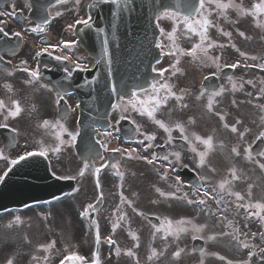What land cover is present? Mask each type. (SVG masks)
<instances>
[{"label":"flooded vegetation","instance_id":"flooded-vegetation-1","mask_svg":"<svg viewBox=\"0 0 264 264\" xmlns=\"http://www.w3.org/2000/svg\"><path fill=\"white\" fill-rule=\"evenodd\" d=\"M219 2L238 5L244 12L241 13L235 7L221 10L215 2L208 3V0H205L204 7L196 15V21L203 18L211 21L212 26L208 28L207 36L208 41L216 46L208 48L207 56L212 59L205 58L204 54L199 51L197 52L199 58L187 54L182 55L177 49L186 53V50L200 43L199 36L193 33L195 43L182 45L179 48L176 44L173 46L172 41L168 39V30L172 33L175 29V37L179 32H188L185 20L181 18V25L169 26L167 15H161L160 43L165 54H162L159 70L161 72L167 69V71L160 76L159 82L155 85L160 87V98L167 94L161 87L162 85H168L173 93L184 97L178 103L175 97L169 96L166 103L162 104L155 113L156 120L173 129L171 131L172 142L168 143L169 134L147 115L142 116L135 113L133 103L130 101L136 102V107H139L138 101L141 100H137V95L119 104L120 106L125 104L123 106L125 111L132 108L134 115L132 118L135 121L142 119L145 126L144 136L141 137L137 130L135 132L139 141L144 140L142 146L147 147L149 143L145 140L146 135L156 137L151 142L152 147H147V153L151 157L152 153H156V148L160 147L159 167L152 171L154 176L160 177V192L166 194L175 192L179 185L174 183V178L179 176L183 187L177 195L182 197L185 192H188L190 199L194 201L204 199L206 203L197 207L195 204H187L183 199L161 195L159 203L152 201L112 202L109 201L112 198L111 195L104 190L110 182L113 183L109 175L111 171L104 170L99 181L98 194V197L102 195L103 199L98 211L99 218L95 219L99 234V241L95 247L97 255L102 253L107 258L113 256L114 250L123 254L132 251L134 255L127 257L126 260L136 262V259H139L144 264H229V262L231 264H244V262L264 264V251H261L264 248V235H262L264 234V221L260 219L264 216V211H259L254 207L248 209H237L236 207L237 204L255 205L259 203L264 205V169L259 166L264 163V156L260 155L264 152V139H259L261 133H264V106L261 102L264 95L261 93V89H264L262 74L264 69L260 67L264 65V14H248L254 9H247V0H219ZM8 5L15 10L13 12L15 15L17 12L20 13L18 16L21 19L23 18L21 11L24 16L27 14V10L22 8L24 5L21 0H9ZM60 7L62 6H57L52 10L51 21L47 25L40 26L43 31L34 30L37 26L24 27L33 29L35 34L43 40L39 42L43 45L34 46L24 41L12 55L8 54L11 52L9 47L0 46V61L5 62V67L0 66V101L8 92L12 95L11 110H14V103H18L22 109L18 117L8 122L1 120L0 124L9 126L10 123L15 126L17 123L21 129H25L20 132V138L27 142L26 146L30 140L28 132L30 128L39 131L62 132L63 139H67L68 133L74 134L76 130V96L53 89L43 76L48 74L51 80L59 78L64 81L65 85L66 79L76 73L87 71L93 64L79 47L70 45L65 48L63 46L64 43L69 42L66 25L70 19L68 16L70 12L66 9L58 10ZM2 13L4 14L3 11ZM0 24V29H3L0 32L1 36L11 39L16 35L17 31L14 30L12 24H7L1 19ZM250 26L253 27L250 30L258 34L257 42H247L251 40L247 35V27ZM194 27L197 25L195 24ZM241 32L244 33L243 36L240 35ZM224 33L231 35L227 36ZM46 36L51 38V41L45 38ZM221 44L225 47L220 48ZM204 46L207 47V41ZM46 47L49 49L48 53L42 56L37 55V53H42ZM170 52L175 54H167ZM241 53L244 55L242 56ZM56 56H68L69 60H56ZM216 57H219L222 70L218 71L212 63ZM202 60L205 61L202 63ZM231 64H238V67L235 69L225 67ZM78 65L86 70H80ZM30 71H38L40 78L38 80L32 78L29 75ZM228 76L232 77L231 81L228 80ZM205 77H209L207 80L212 82L210 90L205 87ZM234 84L236 85L235 90L233 89ZM240 85L243 87L241 88ZM221 88L224 91L219 96L211 97L212 93L220 91ZM202 91L203 95H201ZM144 93L146 95L149 92L147 90L138 94ZM147 98L148 96L143 97V101ZM210 98L213 100L212 111L208 110ZM180 104H187V108H181ZM59 107L65 108L66 112L62 110L59 113ZM221 116L224 117L223 120L220 119ZM237 120L241 123L236 124ZM178 123L183 125L185 135L189 137L191 143L181 138L179 130L175 128ZM225 124L228 125L227 128ZM232 126L237 127V133L231 132ZM241 133L243 139L240 138ZM195 136L203 139L212 137L213 140V151L206 156L205 165L202 168H196L199 162L197 153L205 149L194 139ZM99 140L104 144L109 138L101 136ZM193 147L196 149L195 152L191 150ZM233 148L240 152V156L232 152ZM245 149H251L252 158L250 160L245 158ZM177 152L180 156L179 161L174 155H170ZM0 155L3 159H0L1 170L7 161L8 153L2 148ZM165 155L169 156L168 160L162 159ZM47 156L52 169L57 166L55 162L60 163V159L50 155L48 151ZM233 168L236 169L239 179L232 180L231 170ZM116 172L119 173L121 170ZM165 174L169 179H162ZM196 179L202 183V188L199 194L192 195L196 191L195 186L192 185ZM223 181H231L226 187L234 193H239L244 200L237 201L235 196H229L224 192L221 193L224 199L218 205L216 203V200L220 198L217 195L220 191L218 185ZM203 191H208L210 195L203 196ZM137 214L140 217H136ZM149 216L155 217V221L149 220ZM181 220L191 221L202 230L198 233L193 232L191 225H185L188 231L180 232L178 238L163 230L157 231V229H163L167 221H172L175 227ZM229 223L231 227L228 226ZM236 229L238 233L235 232ZM133 235L138 237V240H134ZM165 236L167 239H164ZM194 236L197 238L193 239ZM213 236L215 239H210ZM109 238L114 241L111 248H108ZM136 242H139L138 247ZM194 242L202 243L200 251H195ZM243 243H247L249 247H243ZM139 248L144 250V254L136 255V250ZM178 251L180 255L177 257L175 253ZM82 252L86 257L90 254V250L83 249Z\"/></svg>","mask_w":264,"mask_h":264},{"label":"rangeland","instance_id":"rangeland-1","mask_svg":"<svg viewBox=\"0 0 264 264\" xmlns=\"http://www.w3.org/2000/svg\"><path fill=\"white\" fill-rule=\"evenodd\" d=\"M82 0H74L71 4V9H76L79 12L80 2ZM85 0H83L84 2ZM248 6L247 9H254V5L261 3L258 0H247ZM69 4V5H70ZM68 5V6H69ZM68 6L60 7L58 10L68 9ZM9 8V7H7ZM75 12V11H73ZM71 13L72 17L70 20L75 17L74 13ZM69 16V15H68ZM70 17V16H69ZM247 35L251 40H247V42H257V33L252 32L250 28L253 29L252 26L247 27ZM169 32V31H168ZM178 36V35H177ZM177 36L175 37L177 40ZM27 39V38H26ZM53 39V38H52ZM195 38L192 40V36L187 39L186 37H181L178 39L177 46L180 47L182 45H187L190 43H195ZM28 43H33L34 46L36 42H33L31 39H27ZM190 46V45H189ZM205 60H202V63ZM148 96V101L150 98L159 96L160 97V89L158 92L150 91L149 94L138 96V100H143V97ZM159 110V109H158ZM157 110V111H158ZM135 113L138 115V111L135 110ZM124 116L133 117V110L129 108L125 113ZM136 115V116H137ZM117 115H114L116 117ZM139 122H142L140 119ZM137 127L140 129V133L145 132V126L142 122L136 123ZM55 135H58L57 138H53L47 140L50 142L51 145L49 147L53 148L55 154L59 156L60 163L55 162L58 167V172L62 176L68 177H75L81 173V168L78 163L74 160L75 158L71 155V142L72 139L68 138V142L64 141L63 138H59V133L55 132ZM144 135H141V137ZM38 143V142H36ZM111 144V143H110ZM109 144V145H110ZM19 137V144L18 146L9 152V158L17 155L18 153L25 151L30 148H42V146H36L32 142L28 143ZM41 145V144H39ZM56 148H59V151H55ZM125 155H128V149L120 148ZM137 154V155H136ZM136 154H132L135 157H142L138 150H136ZM1 158V157H0ZM130 158L128 156L123 157V159L119 162V167L121 169L127 168L126 160ZM138 161H144V159H137ZM3 160V159H2ZM4 162V161H3ZM6 162V161H5ZM4 162V163H5ZM8 162V161H7ZM6 162V163H7ZM5 163V164H6ZM126 166V167H124ZM99 168L109 169L107 163H99ZM132 166H129L131 168ZM83 178L81 179L79 185V191L75 196H72L68 199L65 203L60 202L59 204L55 205L52 209L47 208H36L35 210H28L21 212V214L13 213V214H6L0 217V264H8V261L11 260L12 264H52L53 261L56 259L48 258V254H50L54 247H50L48 242L55 241V245L59 244L60 248H63L62 251L67 253L68 256H82L81 255V248L84 245L86 236L85 233L80 229V232L74 231V226L76 228H80V222L77 221V217L81 216L82 207L87 203V199L92 197V200L96 196L97 187H96V176L97 174L95 171H85L83 173ZM101 172L99 173L100 177ZM103 174V173H102ZM135 180V178H132ZM131 178L122 175L121 180L117 183L110 184L104 187L105 192L108 195H111V199L109 201L112 202H140V201H158V193L156 191L159 188V184L155 179H149L150 183L145 178L139 177L137 178V188L134 184L132 189H129L128 184H130ZM84 189V190H83ZM83 190V191H82ZM126 194L133 193L134 198L129 199ZM123 196L124 200H121ZM92 200L90 202H92ZM90 204V203H89ZM84 206L85 208L88 207ZM79 212V213H78ZM79 215V216H78ZM99 216H97L98 218ZM17 218H19L17 220ZM95 218V215L92 216ZM76 223V224H75ZM84 234V235H83ZM143 245V242L140 241ZM90 243V239H89ZM139 242H136V245ZM51 250L49 251V249ZM47 249V250H45ZM143 250L141 248L136 250V255L141 254ZM46 254V255H45ZM45 255V257H43ZM104 254H100L99 256V263L101 264L102 261L105 260L103 258ZM35 257V259H34ZM83 257V256H82ZM101 261V262H100ZM71 262L81 264L83 262L71 260ZM92 263V260H91ZM90 263V264H91ZM94 263V261H93ZM92 263V264H93ZM109 263V260L105 261V264Z\"/></svg>","mask_w":264,"mask_h":264},{"label":"snow or ice","instance_id":"snow-or-ice-1","mask_svg":"<svg viewBox=\"0 0 264 264\" xmlns=\"http://www.w3.org/2000/svg\"><path fill=\"white\" fill-rule=\"evenodd\" d=\"M61 2H66V0H61ZM78 2V0H77ZM102 3H111L113 5H116L120 2V0H101ZM215 2L217 4V7L221 10H225L229 7H235L237 8L238 11H240L241 13L244 12L243 9H241L238 5H233L231 3L229 4H223V3H220L219 0H208V3H213ZM125 3H127V0H125ZM204 3H205V0H200V8H203L204 7ZM94 6V5H93ZM248 14H252V15H257V14H264V0H261V3L259 4H256L254 5V11L252 13H248ZM0 15H3L2 13H0ZM165 15H168L167 13H165ZM174 15V14H173ZM77 23H83L85 25H88L89 21L88 20H83V21H77ZM185 24L187 25V30L190 31V32H193L195 33L197 36H199L200 38V43L194 45V47L188 51L187 53H184L183 50L181 49H177L178 51H180V53L182 55L184 54H187L189 56H193L195 58H199L197 56V52H202L204 54V57L207 58V59H212L211 57H208L207 56V52H208V48H212V47H215L216 45L211 42V41H208V36H207V31H208V28L210 26H212L211 24V21H209L207 18H203L202 20H198L195 22V24L197 25V27H194L192 23L189 22V18H185ZM34 30H39V31H43V28H41L40 26H37V29H34ZM3 29H0V32H2ZM175 29H173V32L172 33H169L167 34L168 35V39L170 41H172L173 43V46H175ZM161 32L163 34V30L161 29ZM17 36H19V33L16 34ZM224 35H227V36H230L231 34L230 33H224ZM241 36L244 35V33H240ZM207 41V47H205V42ZM64 47L65 48H68L70 47V45L68 43H65L64 44ZM156 47L158 49H161L162 50V54H165L163 52V46L160 44V43H157L156 44ZM220 48H224L225 45L221 44L219 45ZM43 52L44 53H48L49 52V49L46 47L43 49ZM41 53H37V55H40ZM167 54H170V55H174L175 53H167ZM241 55L243 56L244 54L241 53ZM56 60H69V57L68 56H56L55 57ZM252 59H256L255 57H252ZM177 63H179V61H177ZM212 63L215 64L217 70H222L221 69V65L219 64V57H216L214 60H212ZM80 70H86V68H81L79 65L77 66ZM225 67H231L233 69L237 68L238 67V64H231V65H225ZM261 69H264V65H260ZM24 71H29L28 69H23ZM153 71H156L155 69H153ZM167 71V69H165L164 71H161L159 73L160 76H163L164 75V72ZM29 75L38 80L40 78V75H39V72L38 71H30L29 72ZM69 75H71V73H69ZM229 81L232 80V77L231 76H228L227 77ZM209 79V77H205V80ZM248 83H252L251 81H248ZM162 88H164V90L166 91V95L163 97V98H160L159 96H156V97H153V98H150L148 101H138L139 103V107H136V102H133V101H130L133 103V107L136 111H138L140 113V115H147L150 119L153 120L154 123L158 124L159 127L163 128L165 132H167L169 134L168 136V143H171L172 142V138H171V131L173 129L167 127L164 123H162L161 121L159 120H156V117H155V113L156 111L161 107L162 104H165L166 101L168 100L169 96H172V97H175V99L177 100V102L179 103L180 101H182L184 99L183 95H179L177 96L175 93H173L171 91V89L169 88L168 85H162L161 86ZM240 87L242 88L243 85H240ZM236 88V85L234 84L233 85V89L235 90ZM152 91L155 93V92H158V89L156 88V85L153 84L152 85ZM224 91L223 88L220 89V91L218 92H214L211 94V97H215V96H219L222 92ZM261 93H264V89H261ZM203 91L201 92V95H203ZM137 95L136 92H133L132 93V96L135 97ZM197 99H199V97H197ZM212 104H213V100L212 98L209 99V104H208V110L209 111H212ZM116 106H114L115 108ZM180 107L181 108H187V104H180ZM4 108V104L2 101H0V109ZM22 109L20 107V105L18 103H14V110L13 111H9L8 112V116L12 117V118H16L20 113H21ZM7 119V117H6ZM121 119H124L123 116H121ZM221 120L224 119L223 116L220 117ZM191 122V121H190ZM241 121L237 120L236 121V124H240ZM45 124H47V122H45ZM6 125H3V124H0V127H5ZM226 128L228 127L227 124L224 125ZM62 127V126H61ZM175 128L177 130H179L180 134H181V138L185 141V142H188V143H191V141L189 140V137L187 135H185V129L183 127L182 124H176ZM137 132H140V129L139 127H137ZM238 129L236 126H232L231 127V132L233 133H237ZM141 135H144L143 133H140ZM69 135L71 136V139L72 141H75L76 138H77V135L78 134H72V133H69ZM110 135V133H109ZM240 138L243 139V134L241 133L240 134ZM156 139L155 135H146L145 136V140L149 141L147 147H152V144L151 142L154 141ZM194 139L199 143V144H202L204 146V149L205 151L203 152H198L197 155L199 156V162L196 164V168H202L204 167L205 165V159H206V156L208 155L209 152L213 151V148H214V145H213V140H212V137H208L207 139H203L199 136H195ZM259 139H264V133H261ZM139 143L141 144H144V140H141L139 141ZM147 147L145 148V151H147ZM105 150L106 147H105ZM193 152L196 151L195 147H193L191 149ZM55 151H59V148H56ZM115 151L119 152L120 149H115ZM136 150L135 149H132L131 152L128 153L129 157L132 158V153H134ZM232 152L236 155V156H240V152L236 149V148H233L232 149ZM170 155H174L176 157V160L179 161L180 159V156H179V153H171ZM261 156H264V152L260 153ZM34 156H41V157H46L47 156V150L46 149H42L41 151H38V152H28L26 153L25 155H20L17 159H14V160H11V165L15 166L17 164H19L21 161H25L27 160L29 157H34ZM137 159H145L147 163L149 164H152L153 163V159H148L147 157H135ZM245 158L246 159H251L252 158V152H251V149H245ZM162 159L164 160H168L169 159V156L168 155H165L162 157ZM88 164H85V169L88 168ZM262 169H264V163L260 164L259 165ZM118 167L117 164H113L112 165V168L113 169H116ZM186 167V166H185ZM8 171H11V168L8 169ZM102 171V168H95V173L97 174V188L100 187V184H99V173ZM7 172H5L4 176H0V181H3L4 178L7 176ZM117 174L119 175V173L117 172ZM81 175H83V172H81ZM231 176H232V180H236V179H239V177L237 176L236 174V169L233 168L231 170ZM162 179H169V177L165 174ZM201 180H203V178H200ZM174 183L176 185H179L176 187L175 189V192H172V193H164V192H160V189L157 188L156 191L157 192H160V195L161 196H168V197H171L173 199H183L187 202V204L189 205H193L195 204L197 207L201 206V205H204L206 203V201L204 199H198V200H192L189 198V193L188 192H185L183 194V196H178L177 193H180L182 191V185L180 184V177L179 176H176L174 178ZM231 181H223L221 182L218 187H219V192L217 193V195L220 197L219 199L216 200V203L219 205L221 203V201L224 199V196L221 194V193H224L226 192L227 195L229 196H235V199L237 201H243L244 200V197L241 196L239 193H234L232 192L230 189H228L226 187V185L230 184ZM201 188H202V185L200 186H196V191L194 193H192V195H197L201 192ZM210 193L208 191H203V196L207 197L209 196ZM249 195H251V193L249 192ZM100 199L102 200L103 199V196L101 195ZM121 200L123 201L124 198L123 196L121 197ZM155 202V201H154ZM237 209L239 208H245V209H248V208H256L258 209L259 211H264V205L262 204H255V205H251V204H237L236 205ZM89 209L91 210H95L96 208V205H89L88 206ZM226 211V209H225ZM86 213H82V215H84ZM142 215V214H141ZM258 215V213H257ZM19 218H17L18 220ZM121 219H123V217H121ZM260 219L262 221H264V216H261ZM185 225H191V230L193 232H200L202 229L200 227H197L196 225L192 224L191 221H188V220H181L179 222H177V226H173V223L172 221H167L166 222V225L163 227V229H157V231H165L167 234L169 235H176L177 238H178V234L180 232H184V231H188V228L185 227ZM229 227H231V223H229L228 225ZM236 233H238V229L235 230ZM224 235H228V233H224ZM255 235V234H253ZM264 235V234H262ZM134 240H138V237L134 236L132 237ZM197 237L194 236L193 239H196ZM164 239H167V236L164 237ZM210 239H215V237H210ZM99 241V234L97 232V242ZM109 244H112L114 243V241H112L110 238H109ZM137 247L139 246L138 244L136 245ZM243 247H249V245L247 243H243ZM47 250V249H45ZM261 251H264V248L261 249ZM128 256H133V252L132 251H128L126 253ZM175 255L178 257L180 255V252H176ZM35 259V257H34ZM66 259L68 260H75V261H80V262H83L84 261V257L82 256H69L67 257ZM221 259H223V257H221ZM8 264H12V261L9 260L8 261ZM63 264V262H62ZM229 264H231V262H229ZM244 264H249V262H244Z\"/></svg>","mask_w":264,"mask_h":264},{"label":"water","instance_id":"water-1","mask_svg":"<svg viewBox=\"0 0 264 264\" xmlns=\"http://www.w3.org/2000/svg\"><path fill=\"white\" fill-rule=\"evenodd\" d=\"M116 97H117V95H116V93H114L113 94V98H112V100H114L113 101V103H111L112 105L114 104V102H115V100H116ZM112 105H109V107L108 108H110ZM107 110H109V109H107ZM81 139H79V141H80ZM78 151L79 152H81V155H82V160H84L83 158H85L86 156H85V154L86 153H88L89 151H90V146H83V143H79V145H78ZM41 176V179H42V181H45L46 180V173L43 171V173L40 175ZM12 177H19V179L23 182V185H26V186H30V187H36V180H34V178H32V177H30L28 174H26V173H24V172H22V171H20L19 170V168H17L12 174H10L9 175V178L7 177V179L5 180V182H4V184H2V186H4V187H2L1 189H0V198H2V200L5 202L6 200H8V203H10L11 204V202L12 203H15V201H16V198H21L22 200H25V199H28V198H30V196H31V194L30 195H25V196H23V198L22 197H18V196H16V194L15 193H13V192H11V191H6V187H8V188H13V182H12ZM38 179H40V178H38ZM21 182V183H22ZM21 183L20 182H17V183H15L14 185L15 186H20L21 185ZM5 189V190H4ZM4 190V191H3ZM15 191V190H14ZM26 201V200H25ZM10 204H8V205H10ZM8 205H6V206H8ZM7 208V207H6ZM1 210L2 209H4V207H2V208H0Z\"/></svg>","mask_w":264,"mask_h":264}]
</instances>
